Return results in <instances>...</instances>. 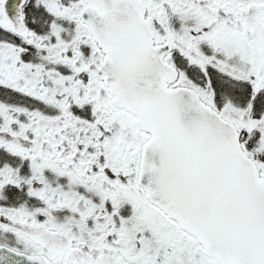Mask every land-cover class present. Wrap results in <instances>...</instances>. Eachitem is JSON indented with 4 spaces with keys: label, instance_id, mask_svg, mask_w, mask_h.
I'll list each match as a JSON object with an SVG mask.
<instances>
[{
    "label": "snow or ice",
    "instance_id": "6c2138e0",
    "mask_svg": "<svg viewBox=\"0 0 264 264\" xmlns=\"http://www.w3.org/2000/svg\"><path fill=\"white\" fill-rule=\"evenodd\" d=\"M0 264H264V0H0Z\"/></svg>",
    "mask_w": 264,
    "mask_h": 264
}]
</instances>
